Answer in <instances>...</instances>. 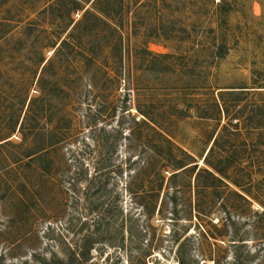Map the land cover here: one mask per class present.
Wrapping results in <instances>:
<instances>
[{
  "label": "rangeland",
  "instance_id": "1",
  "mask_svg": "<svg viewBox=\"0 0 264 264\" xmlns=\"http://www.w3.org/2000/svg\"><path fill=\"white\" fill-rule=\"evenodd\" d=\"M258 86L264 0H0V264H264V189L169 179ZM232 138L264 172V130Z\"/></svg>",
  "mask_w": 264,
  "mask_h": 264
},
{
  "label": "trees",
  "instance_id": "2",
  "mask_svg": "<svg viewBox=\"0 0 264 264\" xmlns=\"http://www.w3.org/2000/svg\"><path fill=\"white\" fill-rule=\"evenodd\" d=\"M232 91L234 92L236 90ZM241 91H249V89L247 87L241 89ZM222 100L224 104L222 109L220 108V110L225 114L228 121L223 125L222 129L214 137L213 144L209 148L208 153L203 160L205 166L198 168L197 162L194 164H191L192 162L185 163L186 159L184 157H178L179 159L176 165H174L177 167L170 170L171 175L169 176V179L174 180L177 178L185 177L188 172L190 173L191 171H195V169H198V172L196 174V190L198 189V193L200 192L201 188H206L209 191L212 190L213 199L216 202V199L222 197L223 195L221 189L226 187L228 188V195L234 197L236 200L233 201L235 202V204H237L236 201L238 198L248 201V196L252 194L253 188L260 191L264 189V172L256 170V168L254 169L253 166H255V163L253 161V157H251V159H247L245 153L239 152L232 136L234 135L239 139V137L243 135V128L246 131H250V129L253 128L264 130V109L262 108V105H252V103H245L243 105L241 103L245 99L237 98L234 105L237 106L240 104V107L237 111H234L229 105L226 104L224 96H222ZM242 118L244 119V121ZM150 126L151 128H154L153 125ZM165 138L170 141L168 137ZM155 156L156 154L150 151L148 155V165H150ZM54 161V159L51 160V162ZM245 161L246 164L249 165L252 163V167H245ZM262 164L264 166V162ZM238 167L242 168L241 170L243 172H245L247 169H252L253 171L261 172V175L259 177H253V172L248 170L246 172L248 174L242 176V179L241 175L237 171L235 172V169H237ZM156 176L160 178V185H163L166 176L163 174V168H161L154 170V172H149L146 178L147 181L143 186V188H145L144 191H142L141 193L133 191L135 198H137L138 194H143L145 197H149V201L147 202L148 213H153L157 207L156 196L159 194V187H156L154 183V178ZM181 180V185L175 186L177 190H180L178 188H185V181L182 178ZM253 182L255 183L254 186L252 185ZM204 183L205 187L202 186V184ZM232 184L240 189L231 188L229 185ZM221 204H223L225 209L229 210L230 212L233 209L235 210L237 206L234 203L229 204V201L224 200L221 201ZM76 254H82L83 257L85 256L83 251H76L72 258H78L79 255ZM187 259V254L181 248H178L176 252L177 264H188ZM235 264L243 263L240 260H237Z\"/></svg>",
  "mask_w": 264,
  "mask_h": 264
}]
</instances>
